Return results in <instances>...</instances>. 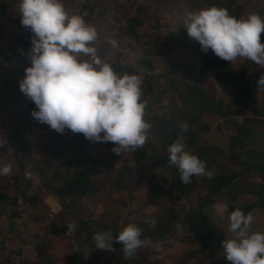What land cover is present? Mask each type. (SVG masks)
I'll return each mask as SVG.
<instances>
[{
	"label": "rangeland",
	"instance_id": "1",
	"mask_svg": "<svg viewBox=\"0 0 264 264\" xmlns=\"http://www.w3.org/2000/svg\"><path fill=\"white\" fill-rule=\"evenodd\" d=\"M193 0H63L70 13L84 15L86 22L93 24L98 31V39L95 46L98 54L108 61H119L125 66H133L142 58H148L140 44L130 41L119 29L121 21L127 17H137L140 20L137 28L141 34V41H159L165 43L164 53L152 56L150 59L156 73L163 72L165 64L182 62L196 68L193 76H188L178 66V72L169 71L162 84L156 86L154 96H149L145 119L152 127H158V118L164 117L168 109L174 110L180 105L178 92L183 93L186 86L194 84L204 87L207 83L213 84L217 70H204L202 79L197 78L201 64V45L188 35L184 23L189 12H196L208 8L192 5ZM199 1V0H198ZM20 0H0V27L3 36L0 46L7 56V67L4 75L14 68H20L21 72L16 76L12 84L0 82V136L7 138L8 150L0 158V167L6 164L12 165V171L6 176H20V187L25 190V196L18 197V205L6 208L5 213L0 214V264H64L67 256L77 252L75 245V230L61 235L58 239L48 237L49 227L52 223L69 224L75 217H80L86 222L99 223L109 227H121L126 224H136L144 230V237H148L151 243L139 249L141 256L128 261V264H183V260L190 258L191 262L200 264H217L227 260L223 248L214 256H205L198 251V247L192 242L183 222L174 227L170 233L162 238H155L156 223L162 215L161 208L166 198L170 197L175 203V211L180 218L185 216L192 206H196L206 194V180L198 177V187L187 197L175 199L169 192V174L160 169H152L147 161L138 164L140 178L131 183L118 184L117 179L124 166L132 167L129 152L116 155L112 152L107 142H93L81 133H73L65 129L59 133L50 128L46 123H40L29 112L33 108V102L20 90V81L25 77V68L31 66L26 53L31 51L32 33L21 24ZM239 12L243 17L252 13H258L264 17V0H239ZM115 39L118 47L113 48L108 43ZM261 43H264V33L261 34ZM23 50V52L21 51ZM231 70L246 68L249 72L247 85L258 99L263 98L264 90H260L257 84L260 76L264 75V68L246 58H237L233 62L227 61ZM138 69L141 78L146 69ZM168 69V68H167ZM166 74V73H165ZM137 75V74H135ZM139 76V75H138ZM171 84V85H170ZM170 86V91L160 102H155L163 87ZM216 97L224 101L226 108L233 103L225 95L216 89ZM264 122V118H262ZM200 121L210 128L201 139L202 146H210L218 151L219 163L223 169H239L226 160L229 141L236 133V127L247 125V129L255 132L251 135L253 144L258 145L264 137V123H252L250 119L241 116H229L220 118L215 114H202ZM153 138L148 137L150 150L159 147L153 144ZM18 144L19 152L16 154L12 146ZM54 151V152H53ZM194 154L192 150L189 151ZM215 152V151H214ZM80 153L99 157L107 160L104 175V188L97 194L76 201L69 211L61 206L59 199L47 190L42 179L34 172L47 164L54 166L58 160L74 157ZM217 153V152H216ZM49 159V160H47ZM211 157L209 158V161ZM129 166H128V165ZM136 167V168H137ZM26 168L33 174L31 181L26 182L22 170ZM5 176V175H2ZM246 190L257 184L251 175H244L238 181ZM16 180L0 181V191L9 190L14 194ZM38 199L35 206L26 205L28 199ZM27 200V203H23ZM214 202L209 203L205 213L223 233L225 239L234 234L229 228V206H242L254 202L256 199L248 192L243 193L232 189L219 195ZM221 205L224 212L217 214V208ZM17 211L18 216L11 218V212ZM252 232H264V210H253ZM155 218V225L148 226L136 223L139 219ZM149 221V220H148ZM98 250L101 260L107 259L108 250ZM88 254V253H87ZM187 264V263H185Z\"/></svg>",
	"mask_w": 264,
	"mask_h": 264
},
{
	"label": "clouds",
	"instance_id": "2",
	"mask_svg": "<svg viewBox=\"0 0 264 264\" xmlns=\"http://www.w3.org/2000/svg\"><path fill=\"white\" fill-rule=\"evenodd\" d=\"M19 10L22 26L33 34L31 51L26 53L31 66L25 68L19 85L36 105L32 116L59 133L68 129L93 142H112V152L118 156L142 148L152 128L145 119L142 78L116 72L112 63L98 54L96 27L86 22L84 15L70 13L63 0H20ZM184 26L204 53L211 49L223 60L246 58L264 68V17L260 14L238 18L226 8L212 6L189 12ZM108 43L118 47L115 39ZM257 84L264 90V75ZM181 129L187 132L189 124L183 122ZM5 144L7 138L0 136V147ZM167 152L169 166L177 168L182 183H191L193 176H213L181 140L169 145ZM11 171V164L0 167V175ZM31 176L26 171V177ZM223 212L221 205L217 214L222 218ZM228 220V231L234 235L222 242L227 260L231 264H264V232L251 231L252 213L245 215L236 209ZM145 222L155 225V220ZM76 227V222L69 223V233ZM141 236L140 227L128 224L115 237L103 231L95 233L93 240L96 249L112 252L114 243L121 244L125 259H130L151 243Z\"/></svg>",
	"mask_w": 264,
	"mask_h": 264
},
{
	"label": "trees",
	"instance_id": "3",
	"mask_svg": "<svg viewBox=\"0 0 264 264\" xmlns=\"http://www.w3.org/2000/svg\"><path fill=\"white\" fill-rule=\"evenodd\" d=\"M192 5L196 8L198 6L226 8L230 15L238 18L243 17L239 12V0H193ZM121 23L123 27L119 30L125 37H128L130 41L137 42L141 47L148 45L147 49H143L144 54L148 58L138 60L131 67L123 65L119 61L108 60V62L112 63L114 69L119 74H137L141 77L140 73L138 74L137 67L139 69H146L142 77L143 101L149 96H154L156 86L163 83L169 71L175 69V72H178V66L182 71L184 69L188 76H193L196 68L182 62L165 64L166 67L163 71L166 74L163 72L156 73L150 58L162 55L166 47L165 43L162 44L156 40L151 42L141 41V34L137 29L140 20L137 17H127ZM2 36L3 30L0 27V41ZM6 58L7 56L4 54L3 47L0 46V82L11 85L21 70L20 68H14L9 74L4 75V69L7 67ZM200 60L202 68L198 70L197 78L202 79L204 70H217L218 72L213 78V84L207 83L204 87L190 84V86L184 88L183 93L178 92L180 105L174 110H170L169 108L164 117L155 120L160 123L158 127H152L150 130L149 137L153 138V144L159 148L154 151L150 150V144L146 142L142 148L136 151H128L133 166L130 168L124 166L122 168L123 171L118 175L117 179L119 181L117 183H127L129 185L128 183L135 181L137 178L139 179L141 172L137 165L143 161H147L150 168L160 169L169 174V192L172 197L179 199L183 196L187 197L194 192L198 187V177H204L206 180V194L182 218L175 211V203L171 201L170 197L166 198L161 207L163 209L162 215L156 223L155 230L157 235L153 236L155 238L165 237L180 222H183L192 242L198 247V251L205 256H214V254L223 248L222 242L225 240L223 233L205 213L206 206L214 202L213 199L215 197L217 198L223 192L232 189L243 193L248 192L255 197L256 200L254 202L237 207L229 206V210L235 211L236 209H240L245 215L248 213L253 214V210L257 208L264 210V137L258 145L253 144L251 135L256 133L248 130L245 124L237 126L236 133L230 138L228 153L225 158L230 163L239 166V169L226 170L219 163L218 151L210 146L201 145V139L210 128L200 121V116L202 114H215L220 118L241 116L244 119H250V124H256L263 121L261 119L264 118V100L261 98L258 101L254 94L251 93L247 85L249 72L246 68L231 70L228 62L217 57L211 49L207 53L202 51ZM216 89H219L233 103L232 107L226 108L224 101L216 97ZM169 91L170 86L163 87L158 96H155V102L159 103L160 98L164 99ZM34 109H36V105L33 103V108L29 112H32ZM183 122L189 124L187 132L181 129ZM177 140H181L185 144L187 151L192 150L195 155L206 163V169L213 173L211 178L207 176H193L191 183L184 184L181 182L177 168L169 166L168 163L167 149L169 145ZM107 143L110 147H115L112 142ZM12 149L17 154L19 152L18 144L14 143ZM7 150L8 146L6 144L0 147V158ZM210 157L211 160L209 161ZM43 163L44 165L38 168L34 174L39 175L38 177L42 179L43 186L59 199L61 206L66 212L70 210V207L74 206L76 201L78 202L83 198L93 196L104 188L105 171L107 166L110 165L107 160L83 153L64 160H58V163L54 166L47 164L46 160ZM26 171H29V169L24 168L22 174L26 178V182H30L32 176L30 178L26 177ZM244 175H251L257 184L246 190L243 185L238 183L239 180L243 179ZM10 179L16 180L14 186L15 193L9 194L7 188L0 191V214L5 213L6 208L17 206L19 195L25 196L26 189L17 190L20 187L19 182L23 181L20 176L10 177L0 175V181L5 180L9 182ZM23 203L26 204L27 200H23ZM37 203H39L38 199L31 197L28 199V204L26 205L35 206ZM10 216L14 219V217L18 216V212L12 211ZM148 220H155V218L150 216L148 219H139L136 223L143 224L151 229L154 225L145 222ZM72 222H76L77 224L75 229L77 252L67 256L64 264H128L129 260L141 256L138 249L133 257L125 259L122 252L123 246L116 243L113 244L114 251H109L107 259L101 260L98 256V250L95 248L93 240L95 233L110 231L115 237L128 224L121 227H109L99 223L86 222V220L80 217H75ZM137 226L139 227V225ZM67 232L68 224L65 222H61V224L52 223L49 227L48 237L53 240L58 239ZM143 233L144 230H142L141 239H150L144 237ZM84 253H88L87 256ZM185 263L200 264L198 261L192 263L190 258L183 260V264ZM217 264H231V262L225 260Z\"/></svg>",
	"mask_w": 264,
	"mask_h": 264
}]
</instances>
